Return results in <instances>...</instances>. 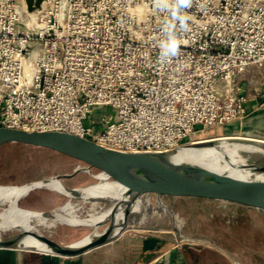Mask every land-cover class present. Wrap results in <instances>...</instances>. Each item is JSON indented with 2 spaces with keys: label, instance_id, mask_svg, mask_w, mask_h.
<instances>
[{
  "label": "built area",
  "instance_id": "built-area-1",
  "mask_svg": "<svg viewBox=\"0 0 264 264\" xmlns=\"http://www.w3.org/2000/svg\"><path fill=\"white\" fill-rule=\"evenodd\" d=\"M188 11L180 55L161 63L154 0H0V126L165 152L241 120L264 85V0Z\"/></svg>",
  "mask_w": 264,
  "mask_h": 264
},
{
  "label": "rangeland",
  "instance_id": "rangeland-1",
  "mask_svg": "<svg viewBox=\"0 0 264 264\" xmlns=\"http://www.w3.org/2000/svg\"><path fill=\"white\" fill-rule=\"evenodd\" d=\"M100 111L96 110L97 118L101 116ZM107 111L113 110L108 108ZM195 137L207 140L211 146L222 141L237 143L239 154L243 156L246 165L264 166V151L249 147L243 136H226L223 131L212 128L197 132ZM83 167H86L85 163L51 150L9 143L0 150V185H23L56 175L73 189L100 182L94 176L99 170H79ZM68 199L70 200L58 190L40 188L22 197L19 205L45 213L55 209L61 211ZM161 200L163 204L157 195L152 193L136 202L130 215L129 227L123 232L124 238L136 237L146 240L148 237H157L170 245L186 247L195 255L199 252L200 257L204 259L232 260L235 264H264V210L223 200L170 196H162ZM71 201L76 206V215L81 218L91 210V202L79 197ZM111 204V201H101L98 213H102ZM8 206V202H1L0 212ZM141 219L143 223L140 224L138 221ZM110 223L108 220L98 226H72L65 223L46 226L35 221L32 223V231L59 243L70 244L85 236L103 232ZM25 231L24 228H12L2 231L0 237ZM102 246L99 250L108 252L113 245ZM97 248L86 252H96L93 250Z\"/></svg>",
  "mask_w": 264,
  "mask_h": 264
},
{
  "label": "water",
  "instance_id": "water-1",
  "mask_svg": "<svg viewBox=\"0 0 264 264\" xmlns=\"http://www.w3.org/2000/svg\"><path fill=\"white\" fill-rule=\"evenodd\" d=\"M43 1L26 0L30 10L41 6ZM246 140L251 146L264 148L262 141ZM9 143L24 144L35 148L41 147L77 159L86 164V167L79 170L90 171L95 168L105 172L108 177L116 180L127 190L129 206L123 216L125 224L122 231L114 230V219L112 218L110 219L111 223L102 233L94 236L90 242L78 247L73 246L76 242L59 243L34 232L31 234L42 239L50 249L10 240L13 236L24 235L25 231L21 234L0 237V248H21L64 256L82 254L115 241L121 236L129 227V219L132 214L131 205L144 195L152 193L157 195L162 204V196L191 197L229 201L264 210V166L262 165L244 164L243 168L244 166L245 168H255L258 172L254 175L245 174V176L238 173H221L194 164V162L186 163L182 170L178 167L177 162L169 160L168 156L184 146L165 152H127L101 145L94 140L71 132L58 130L29 131L0 126V150ZM203 143L205 146H211L207 142ZM56 177L61 181L60 176L56 175ZM68 188L77 196L75 188ZM117 204L116 201V206ZM142 221L141 219L138 222L141 224Z\"/></svg>",
  "mask_w": 264,
  "mask_h": 264
},
{
  "label": "bare ground",
  "instance_id": "bare-ground-1",
  "mask_svg": "<svg viewBox=\"0 0 264 264\" xmlns=\"http://www.w3.org/2000/svg\"><path fill=\"white\" fill-rule=\"evenodd\" d=\"M206 141L207 140L203 139L196 141L195 144L186 145L177 152L170 154L168 158L173 162H177L178 167L182 170L185 168L186 163L194 162V164L205 166L221 173H238L244 176L245 174L254 175L258 173L255 168L242 169L245 160L243 156L239 154V145L237 143L222 141L213 146H205L203 142ZM249 147L264 151L263 147L251 145H249ZM84 170L86 171V169ZM89 172H91V170ZM94 176L99 179L100 182L92 184L91 186L75 187L77 196H75L57 177L44 178L23 185H0V203L3 201L9 203V206L0 212V233L12 228H24L26 230L24 235L13 236L10 240L27 243L30 246L50 249L42 239L31 234V232H33V222L36 221L38 224H44L46 226H56L57 223H65L72 226H98L99 223L107 222L113 218L114 230L122 231L125 224L123 216L129 206V194L127 190L116 180L108 177V174L105 172L99 171L97 174H94ZM40 188L58 190L69 197L70 200L68 199L69 201L62 206L61 211L55 209L46 213L33 211L19 205V200L22 197ZM75 197L82 198L84 201L92 203L91 210H89L85 217L83 216L81 218L76 215V206L73 204L74 202L72 203L71 201ZM143 197L136 202L141 201ZM101 201H111L112 204L102 213H98V209L101 208ZM116 201L118 202L117 206ZM136 202L131 205V210ZM100 233L102 232L85 236L81 241L79 240L74 243L73 246L78 247L86 244Z\"/></svg>",
  "mask_w": 264,
  "mask_h": 264
},
{
  "label": "crops",
  "instance_id": "crops-1",
  "mask_svg": "<svg viewBox=\"0 0 264 264\" xmlns=\"http://www.w3.org/2000/svg\"><path fill=\"white\" fill-rule=\"evenodd\" d=\"M248 92L250 100L245 117L226 124L221 131L226 136L239 135L245 140L252 139L263 143L264 85L254 83L248 88ZM124 235L123 233L114 242L106 244L113 245L108 252H101L100 246L93 250L96 252L72 256L21 248H0V264H235L232 260L201 258L199 252L195 255L186 247L170 245L157 237H148L145 240L136 237L124 238Z\"/></svg>",
  "mask_w": 264,
  "mask_h": 264
},
{
  "label": "clouds",
  "instance_id": "clouds-1",
  "mask_svg": "<svg viewBox=\"0 0 264 264\" xmlns=\"http://www.w3.org/2000/svg\"><path fill=\"white\" fill-rule=\"evenodd\" d=\"M193 4L194 0H154L156 10L164 17L157 41L161 63L171 62L180 55V35L190 30L192 17L188 10Z\"/></svg>",
  "mask_w": 264,
  "mask_h": 264
}]
</instances>
